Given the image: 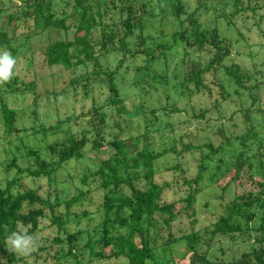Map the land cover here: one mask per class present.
Here are the masks:
<instances>
[{
	"label": "rangeland",
	"instance_id": "obj_1",
	"mask_svg": "<svg viewBox=\"0 0 264 264\" xmlns=\"http://www.w3.org/2000/svg\"><path fill=\"white\" fill-rule=\"evenodd\" d=\"M5 1L0 4V35L4 34L12 48H18L14 57L19 91L3 94L6 104L17 112L20 132L9 134L0 113V188L8 187L18 175V168L37 169L35 155L27 153L30 150L38 151L51 163L50 147L65 144L70 133L77 138L87 135L90 141L97 138L103 144L102 148L93 149L89 143L82 150L84 158L70 161L66 169L60 168L51 177L19 175L13 193L33 189L42 198L52 203L59 199L63 204L56 207L55 214L45 210V218L40 219L36 230L28 227L29 234L39 233L40 246L27 257L15 253V264H129L125 258L113 257L112 247H103V227L97 211L103 206L105 193L98 188L82 189L80 184L85 173L96 171L102 160L117 153L112 145L115 140L125 141L133 153L148 148L160 156L155 162L158 171L153 182L164 187L161 206L173 205L177 215L167 224L168 215L157 214L144 239L137 237L139 246L146 245L153 251L149 264H200L192 261L194 255L214 263L234 264L244 253L252 252V246L257 251L264 250L260 221L257 217L247 225L243 218L246 212L233 215L232 223L240 225L242 231L215 233L216 223L228 215L229 206L243 195L256 194L259 182L264 181V1L238 0L237 4V0H175L182 5L181 17L160 16L147 21L145 34L139 28L129 34L130 54L123 55L114 47L102 54V32L95 30L91 42L99 63L68 70L47 66L43 54L48 43L74 41L75 0L53 1L56 12L65 9L69 14L67 31L52 29L39 35L34 21L25 16L27 11L21 2ZM97 2L102 14L107 12L106 24L124 37L127 14H122L111 0L92 3ZM242 6L249 9L236 13ZM9 16L15 20L9 21ZM191 18L210 29L216 28L221 37L229 40L231 52L222 67L204 76L205 93L192 102L182 96L179 88L184 86L183 78L189 79L207 67L215 54L213 49L186 47L185 55L176 57L168 67L151 63L147 53L132 55L135 50H155L163 35L185 30ZM2 51L12 54L10 48L0 46ZM236 66L241 69L246 89L228 75ZM109 73L113 74L122 99L118 105H108ZM190 86L193 88V84ZM101 114H105V124L99 123ZM96 132H100L98 137ZM210 144L222 151H210ZM238 158L248 162L236 182L224 190L234 175L230 170ZM204 162L206 171L197 184L192 180ZM146 184L143 176L134 181L140 189ZM116 192L130 196L131 189L122 185ZM194 192L193 204L188 206V198ZM77 195L82 200L67 215L65 202ZM29 210L26 207L24 211ZM55 216L71 218L66 231L58 226ZM57 238L63 242L57 244ZM7 262V257L0 254V264ZM255 262L254 257L249 260V264Z\"/></svg>",
	"mask_w": 264,
	"mask_h": 264
},
{
	"label": "trees",
	"instance_id": "obj_2",
	"mask_svg": "<svg viewBox=\"0 0 264 264\" xmlns=\"http://www.w3.org/2000/svg\"><path fill=\"white\" fill-rule=\"evenodd\" d=\"M11 1L13 0H8V2ZM18 1L21 2V6L27 11L25 16H30L34 21L35 28L38 30L37 35L52 29L66 31L69 29L67 25L69 14L65 9L56 12L53 8L54 0ZM2 2L5 3L6 1L0 0V4ZM92 2L93 0H75L73 13L77 19L75 39L74 41L56 40L48 43L44 48L43 54L44 63L47 66L61 67L68 70L74 66L86 63L98 64V59L95 56V47L91 42V37L95 30L102 32L99 49L102 54L106 53L110 47H114L123 55H128L131 53V47L127 41L129 34L133 35L138 28L145 34L147 21L152 22L160 16L173 15L179 19L182 14V5L175 0H111L115 7L118 5L122 14H127V18L123 22L125 29H127V34L124 37H120L117 30H113L106 24L105 16L107 12L102 14L99 2L97 4ZM239 2L238 0L236 1L237 4ZM247 9L249 8L242 6L236 13L240 14V12ZM13 20H15L14 17L9 16V21L12 22ZM189 21L190 24L185 30L180 28V30L171 35H163V38H161L162 42L155 44V50L150 52H138V50H135L132 55L147 53L151 63L155 62V64H163L168 67L176 57L185 55L186 47H197L199 51L213 49L215 54L207 63V67L198 71L189 79L188 77L183 78L184 86L179 88L182 96L187 97L192 102L199 95L205 93L202 92V90L207 88L204 76L209 74L214 68L222 67L226 59L230 57L231 52L228 46L230 44L229 40L221 37L216 28L210 29L194 18ZM146 38L148 39L147 36ZM0 46L10 48L13 56L18 53V48H12L4 34L0 35ZM120 62L122 63L123 60ZM148 70L149 74H152L150 66ZM173 71V75L176 78L178 75L174 69ZM240 71L241 69L236 66V68L228 71V75L231 79H234L237 85L243 87L244 76ZM108 77L111 93L108 105H118V103L122 102L119 89L113 74L109 73ZM18 84L19 80L14 75L10 82L0 85V113L3 115L4 126L9 134L19 133L20 130L16 126L17 112L6 104L3 93L11 94L19 91ZM191 84H193V88H191ZM209 93H211V90H209ZM122 109L120 108L119 111H123ZM201 110L204 111L205 109L201 108ZM104 118L105 114H101L99 123L105 124ZM96 133L98 137L100 132ZM89 143H91L93 149L103 147V144L97 138L90 141L87 135L77 138L71 133L68 134L65 144L50 147L51 163L39 155L38 151H28L27 153L35 155L37 169L18 168V175L8 183V187L5 189L0 188V254L7 257L8 262L6 264L16 263L15 253L7 249L5 238L11 232L16 231L17 224L19 223L24 227H31L32 230H36L40 219L45 218V210H50L55 214L56 207H60L63 204L59 199H57L56 203H52L50 200L42 198L33 189L16 194L13 193L12 190L18 184L19 175L27 173L28 176L39 178L45 174L51 177L60 168L66 169L70 161L78 162L84 158L82 150ZM112 145L117 149V153L109 159L102 160L96 171L90 174L85 173L80 179V184L82 189L90 188L89 191H92L93 188H98L99 192L105 193L103 206H100L97 211L98 216L101 217V225L103 227L101 231L103 247H112L114 250L113 257L125 258L129 264H149L154 258L153 251L146 245L139 246L136 242L137 237L144 239L145 234L149 233L154 226L157 214L168 215V218L165 219L167 224L177 217L174 213L173 205L161 206L164 187L153 182L158 171L155 162L160 156L154 155L148 148L133 153L125 141L115 140ZM207 149L216 154L222 151L221 148L215 149L212 144L208 145ZM134 155L136 157H133ZM247 162L248 159L238 158L230 170L234 171V175L230 177L228 184L223 187L224 190L229 189L236 182L244 168V164ZM206 164L204 162L199 166L197 178L192 181L197 184L200 182L206 171ZM123 169H125V172H122ZM141 176L147 181L144 189L137 188L134 185V181L140 180ZM188 184L191 185L192 182L189 181ZM122 185H127L131 189L130 196H124L123 193L116 192ZM258 186L259 191L256 194L243 195L240 197L239 202L235 200L229 206L228 215L216 223L215 233L227 235L242 231L240 225L232 222L234 216L242 215V212H246L245 214L243 213V218L246 220L247 225L258 217L260 221L259 231L263 233L262 239H264V181H260ZM195 194L194 192V194L189 196L188 206L193 204ZM81 200V195H77L65 202L67 215ZM26 207L30 208L28 212L24 211ZM55 221L61 230L66 231V225L70 224L72 220L69 217L63 220L61 217L55 216ZM247 229L249 230V228ZM193 239H195V236ZM55 241L57 244L63 242L62 238H57ZM255 249L252 246V252L244 253L240 260L234 262V264H249V260L252 257L256 259L255 264H264V250L257 251ZM192 261L200 264H228L224 261L214 263L208 261L205 257L197 255H194Z\"/></svg>",
	"mask_w": 264,
	"mask_h": 264
},
{
	"label": "clouds",
	"instance_id": "obj_3",
	"mask_svg": "<svg viewBox=\"0 0 264 264\" xmlns=\"http://www.w3.org/2000/svg\"><path fill=\"white\" fill-rule=\"evenodd\" d=\"M17 59L9 51L0 52V85L11 81L15 75ZM39 233L29 234L28 227L17 224L16 231L11 232L5 238V244L10 252L21 256H30L39 245Z\"/></svg>",
	"mask_w": 264,
	"mask_h": 264
}]
</instances>
